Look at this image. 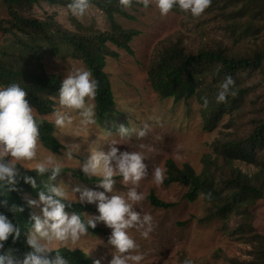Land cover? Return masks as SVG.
Segmentation results:
<instances>
[{
    "label": "trees",
    "instance_id": "obj_1",
    "mask_svg": "<svg viewBox=\"0 0 264 264\" xmlns=\"http://www.w3.org/2000/svg\"><path fill=\"white\" fill-rule=\"evenodd\" d=\"M46 3L49 6L66 7L68 0H2L8 19L0 21V34L4 35V45L0 46V85L19 84L26 92L25 99L36 112L39 120L38 140L51 153L61 151L63 145L57 139L55 125L44 117L54 112V96L58 95L60 81L56 74L46 72L42 63L48 54L56 59L72 58L80 60L98 82L94 97L100 119H105L115 110V100L111 82L105 72L108 57L117 58L114 46L133 54L130 47L139 34L134 29H125L114 21V16L132 18L118 0H90V6L97 8L111 20L108 30H101L96 25H85L72 21L75 30L63 27L56 19V14L43 19L27 14L26 9ZM130 3H134L131 0ZM176 13L188 14L179 9ZM213 14L217 31L221 38L210 39L197 50L189 48L180 36L166 39L156 50L149 68L148 80L152 89L161 99H173L175 102L197 98L202 104L201 118L205 130L213 131L225 114L232 117L246 114L250 107L259 110L264 100V0H211L204 10ZM226 76L233 80L230 91L235 95L226 97L224 103H217L215 95ZM255 76L258 81L253 82ZM202 98H207L203 106ZM97 114V115H98ZM106 116V117H104ZM215 151L222 163L205 161L201 174H197L189 164L178 166L172 159L165 163L163 185L181 184L188 188L184 199L195 202L203 196L208 204L207 216L203 222L220 219L226 221L229 216L241 208L264 201V188L240 170L231 166L234 161L256 165L264 171V118L257 119L253 129L246 135L235 134L229 139L216 141ZM21 174L32 177L33 188L19 179L15 191L6 186L0 192V200L7 203L0 207L3 212L20 228L21 235L13 243L11 238L4 243V251L12 249L22 258L28 251L25 236L30 228V216L33 208L27 203L26 195L38 199L39 191H46V186H57L59 177L68 173L73 178L90 185H97L98 178L86 176L81 170L61 168L55 180L49 181V172L37 173L17 165ZM150 204L159 209L173 207L159 199L154 193L148 196ZM70 207L65 211L75 212L85 219V214L92 207L83 203L67 202ZM15 204L23 208L21 212L11 211ZM247 212V211H246ZM243 215L242 220L228 235L250 246V260H228L234 264H264V234ZM93 234L104 233L100 228L88 229ZM61 255L67 264H93L85 252L59 248L48 253L49 259Z\"/></svg>",
    "mask_w": 264,
    "mask_h": 264
},
{
    "label": "rangeland",
    "instance_id": "obj_2",
    "mask_svg": "<svg viewBox=\"0 0 264 264\" xmlns=\"http://www.w3.org/2000/svg\"><path fill=\"white\" fill-rule=\"evenodd\" d=\"M133 1L134 3L126 7L127 13L132 18L114 16V21L123 28L139 32L130 44L133 54L110 45L111 49L118 53V57H108L104 69L111 82L115 100L114 112L107 118L100 119L93 98L91 104L94 123L83 127L79 124L78 112H68L72 123L63 129L55 126V135L63 148L59 153L53 154L38 140V157L50 155L62 165V169L81 170L82 164L92 151L107 153L109 143L121 139L119 136L121 126L133 130L129 137L115 146L118 151H139L144 156L146 174L135 187L138 192L144 194L145 199L133 204V211L141 215L144 212L151 214L154 229L147 238L141 237L142 229L135 227L129 229V234L137 245L131 254L137 252L143 254L144 259L141 264H182L186 258L191 259L192 264H234L228 260H250L251 256L248 254L250 246L228 235L227 231L231 232L236 225L246 219L242 218L245 215L256 230L264 234L263 200L248 206L247 210L241 208L239 212L231 214L226 221L216 219L203 222L208 214V204L204 197L200 196L195 202H189L183 198L188 191L186 186L181 184L165 186L163 180L165 163L168 159H172L178 166L191 165L197 174L203 172L207 160L221 164L222 159H218L215 151L216 141L229 139L235 134H248L253 129L255 121L264 118V100L257 112L248 107L246 114L241 116L232 117L225 114L217 128L208 131L203 127L202 104L197 98L180 102L161 99L148 80L150 62L161 43L177 35L184 39L189 48L197 50L210 39L219 38L221 34L217 31L213 14L210 12L204 11L200 16L193 17L170 10L167 15L161 16L154 3L144 6L140 0ZM26 13L39 19L55 13L57 21L63 27L75 30L71 18L74 16L65 7L41 3L35 5L33 9L27 8ZM74 18L85 25L94 23L101 30H108L111 27V20L93 6H89L83 16ZM6 19L8 14L0 0V21ZM4 37L0 34V46L4 45ZM42 63L47 73L62 78L70 68H86L80 60L56 59L48 54L43 56ZM258 79L259 77L255 76L253 82ZM53 100L54 112L66 111L60 108L57 102L58 95L54 96ZM53 113L44 118L54 124ZM145 125H147L146 135L137 138L135 130L143 129ZM69 152L70 159L67 155ZM32 162H18L17 165L31 170L27 164ZM231 166L248 175L264 188V171L261 167L241 161H234ZM156 167H160L164 173L159 185L151 182L152 171ZM114 180L113 192L106 195H126L127 191L134 187L131 183L127 185L121 183L119 177H114ZM57 186L63 187L71 197L69 201L74 203L81 202L79 193L71 191L73 187L103 191L97 185L85 184L68 173H63L59 177ZM150 193L174 206L168 209L153 207L148 200ZM26 199L38 200L30 195H26ZM87 205L93 210L85 214V219L98 214L94 203ZM32 208L35 215H41L40 207L32 206ZM96 228L104 230V233L93 234L87 231L74 245L65 247L57 244L55 249L65 247L70 250H81L94 261L100 260V264H108L113 252L111 246L107 244L111 229L102 222L97 223Z\"/></svg>",
    "mask_w": 264,
    "mask_h": 264
},
{
    "label": "clouds",
    "instance_id": "obj_3",
    "mask_svg": "<svg viewBox=\"0 0 264 264\" xmlns=\"http://www.w3.org/2000/svg\"><path fill=\"white\" fill-rule=\"evenodd\" d=\"M122 7H128L131 0H118ZM144 6L154 3L161 16L167 15L173 8L187 12L193 17L200 16L209 6L211 0H140ZM90 6V0H68V11L74 17L83 16ZM233 85L231 77L226 76L220 83L215 95L217 103H224L226 97L234 96L230 91ZM98 82L87 68H70L66 76L60 81L58 104L66 111L53 113V122L57 128L63 129L72 123L68 112L76 111L81 127L94 123V111L91 101L96 96ZM25 90L17 83L0 85V192L8 186L9 191H15L19 179L36 187L35 181L28 175L21 174L17 168L18 162H29L27 167L37 173L49 172V181L55 180L62 165L52 156H39L37 152L39 120L33 109L25 99ZM203 106H207V98H202ZM133 130L123 126L119 128L120 140L109 143L107 153L92 151L82 164L81 171L89 177L98 178L97 187L103 191L88 188L73 187V193H79L81 203L95 204L98 214L82 219V216L66 212L65 208L71 205V199L63 187L46 186V191L37 193L38 200H28L30 207H40L41 215L30 216V228L25 236L24 243L28 247L22 258L17 257L12 249L4 251V243L11 238L16 243L21 230L3 212H0V264H67V261L58 253L49 259L48 253L55 249L57 244L65 247L74 245L83 237L88 229H94L97 223H103L111 229L107 244L113 249L108 264H141L144 256L137 252L131 254L137 245L129 234V229H142L140 235L147 238L154 229L153 217L144 212L142 215L133 211V204L142 202L145 197L138 192V182L145 176L144 156L139 151H118L117 145L131 135ZM147 125L143 129L135 130L137 138L144 137ZM71 158V153H67ZM114 177L121 178V183H131L126 195L106 193L113 192ZM164 178L160 167L152 171L151 182L159 185ZM7 202L0 200V207ZM42 205V207H41ZM11 211L21 212L22 207L15 204ZM100 264V260L94 261ZM182 264H192L191 259H184Z\"/></svg>",
    "mask_w": 264,
    "mask_h": 264
}]
</instances>
